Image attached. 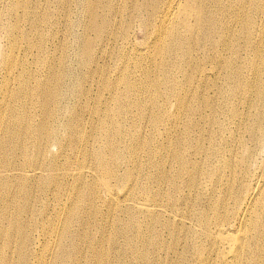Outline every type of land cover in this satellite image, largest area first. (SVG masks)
<instances>
[{"label": "bare ground", "instance_id": "bare-ground-1", "mask_svg": "<svg viewBox=\"0 0 264 264\" xmlns=\"http://www.w3.org/2000/svg\"><path fill=\"white\" fill-rule=\"evenodd\" d=\"M119 240L264 264V0H0V264Z\"/></svg>", "mask_w": 264, "mask_h": 264}, {"label": "rangeland", "instance_id": "rangeland-1", "mask_svg": "<svg viewBox=\"0 0 264 264\" xmlns=\"http://www.w3.org/2000/svg\"><path fill=\"white\" fill-rule=\"evenodd\" d=\"M110 81H111V79H110ZM118 85L119 84H116V86H118ZM104 96L106 97V95H104ZM87 119H89V115L87 116ZM145 164H146V162H145ZM140 183L141 184L145 183L144 177ZM116 186L119 187V185L117 183H116ZM117 187H115L114 184L111 182V193L120 194V190ZM139 194H142V193L140 192ZM113 229H114V227L112 228V226H111V231H113ZM122 230L126 231V228H122ZM136 243L138 245L142 246V244H140L139 242H136ZM169 244H170V240L165 239L164 248L167 249ZM126 251H127L126 246L122 240H119L118 242H111V264H123V262H121V260L126 255ZM141 262H143V261L141 260Z\"/></svg>", "mask_w": 264, "mask_h": 264}]
</instances>
